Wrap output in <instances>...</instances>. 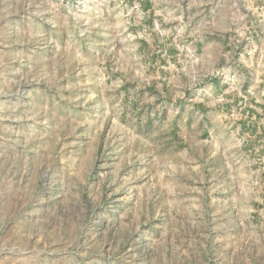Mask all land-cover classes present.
<instances>
[{
  "label": "rangeland",
  "instance_id": "374dc122",
  "mask_svg": "<svg viewBox=\"0 0 264 264\" xmlns=\"http://www.w3.org/2000/svg\"><path fill=\"white\" fill-rule=\"evenodd\" d=\"M0 264H264V0H0Z\"/></svg>",
  "mask_w": 264,
  "mask_h": 264
}]
</instances>
